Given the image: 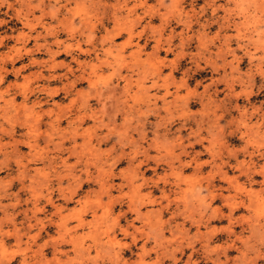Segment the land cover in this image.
Returning <instances> with one entry per match:
<instances>
[{
  "label": "rangeland",
  "instance_id": "374dc122",
  "mask_svg": "<svg viewBox=\"0 0 264 264\" xmlns=\"http://www.w3.org/2000/svg\"><path fill=\"white\" fill-rule=\"evenodd\" d=\"M253 21L243 0H0V264H251Z\"/></svg>",
  "mask_w": 264,
  "mask_h": 264
},
{
  "label": "clouds",
  "instance_id": "9594fccd",
  "mask_svg": "<svg viewBox=\"0 0 264 264\" xmlns=\"http://www.w3.org/2000/svg\"><path fill=\"white\" fill-rule=\"evenodd\" d=\"M243 3L248 9L249 16L254 18V24L258 22L260 26V34L264 36V19H261V17H264V0H243ZM257 12H259V15H257ZM261 43L264 45V40H262ZM259 59L264 60V55H261ZM112 115L113 119H115L117 113L113 112ZM102 139H107V137ZM262 249H264V233H261L260 238L257 241L248 245L251 264H259L260 261H264V251H262ZM212 264H228V259L225 257L224 259L213 260Z\"/></svg>",
  "mask_w": 264,
  "mask_h": 264
},
{
  "label": "bare ground",
  "instance_id": "6f19581e",
  "mask_svg": "<svg viewBox=\"0 0 264 264\" xmlns=\"http://www.w3.org/2000/svg\"><path fill=\"white\" fill-rule=\"evenodd\" d=\"M32 124V123H31ZM196 195V194H195ZM254 203V202H253ZM132 209V208H131ZM142 216V215H141ZM161 232V231H160ZM209 233V232H208ZM134 236V235H133ZM161 237V236H160ZM108 238V237H107ZM237 238V237H236ZM134 242V241H133ZM206 242V241H205ZM108 243V242H107ZM206 244V243H205ZM203 245H204V243H203ZM207 245V244H206ZM231 245V244H230ZM70 257V256H69ZM217 258H218V256H217ZM137 261V260H136Z\"/></svg>",
  "mask_w": 264,
  "mask_h": 264
}]
</instances>
